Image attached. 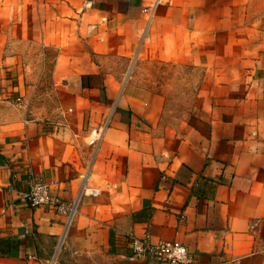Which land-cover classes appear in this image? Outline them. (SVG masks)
Here are the masks:
<instances>
[{
	"label": "crops",
	"instance_id": "1",
	"mask_svg": "<svg viewBox=\"0 0 264 264\" xmlns=\"http://www.w3.org/2000/svg\"><path fill=\"white\" fill-rule=\"evenodd\" d=\"M142 1L0 0V264H163L131 239L264 264V0H168L149 20ZM35 46L55 117L17 70ZM138 59L201 73L193 118L157 129L161 99L125 78ZM35 181L76 201L67 228L21 198Z\"/></svg>",
	"mask_w": 264,
	"mask_h": 264
},
{
	"label": "rangeland",
	"instance_id": "2",
	"mask_svg": "<svg viewBox=\"0 0 264 264\" xmlns=\"http://www.w3.org/2000/svg\"><path fill=\"white\" fill-rule=\"evenodd\" d=\"M30 51L31 55L16 58V66L24 94L27 95L29 110L37 117H55L59 107L57 93L52 87L51 61L53 51L41 57V49L37 46ZM125 78L131 77L136 85L147 86L155 96L161 99L159 120L155 126L160 129H176L187 123L193 116V100L199 91L201 73H188L184 67L175 72L169 64L156 60H137L133 69L125 72ZM61 241L56 246L52 262L60 252Z\"/></svg>",
	"mask_w": 264,
	"mask_h": 264
},
{
	"label": "built area",
	"instance_id": "3",
	"mask_svg": "<svg viewBox=\"0 0 264 264\" xmlns=\"http://www.w3.org/2000/svg\"><path fill=\"white\" fill-rule=\"evenodd\" d=\"M168 4V0H143L140 13L149 20L158 7ZM87 193L90 197H95L98 194L93 190ZM21 198L30 208L51 206L57 214L64 217L65 228L70 225L75 214L76 201L67 205L58 198L50 196L48 186L40 181L32 182L21 195ZM131 251L133 255H148L163 264L191 263V256L184 246L177 242L159 243L155 246H150L144 240L131 239Z\"/></svg>",
	"mask_w": 264,
	"mask_h": 264
}]
</instances>
